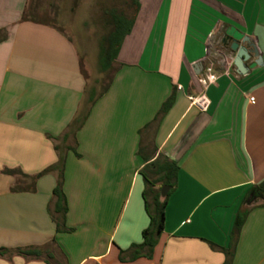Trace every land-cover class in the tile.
I'll return each mask as SVG.
<instances>
[{
	"label": "crops",
	"instance_id": "crops-1",
	"mask_svg": "<svg viewBox=\"0 0 264 264\" xmlns=\"http://www.w3.org/2000/svg\"><path fill=\"white\" fill-rule=\"evenodd\" d=\"M27 1L0 0V247L42 256L0 264H222L216 247L244 206L232 264H264V204L250 200L264 180V0H138L109 86L74 138L68 126L88 95L80 52L56 25L21 21ZM228 25L262 58L245 74L218 54ZM171 93L149 142L178 164L176 186L151 257L121 261L149 224L139 130ZM58 152L70 232L52 218L57 171L39 174Z\"/></svg>",
	"mask_w": 264,
	"mask_h": 264
},
{
	"label": "trees",
	"instance_id": "trees-1",
	"mask_svg": "<svg viewBox=\"0 0 264 264\" xmlns=\"http://www.w3.org/2000/svg\"><path fill=\"white\" fill-rule=\"evenodd\" d=\"M133 4H134V10L131 16L129 17L114 10L108 12L107 21L111 25V28L106 34V36L103 38L98 53V65H99V69L102 72H106L110 69H113L112 66L116 60L121 43L124 37L130 32L132 28L135 14L139 8L138 0H133ZM20 20L21 21L32 20V21L41 22L32 19L30 17V14L27 13V9L23 10ZM6 38H7L6 29L0 28V42L5 40ZM111 78L112 77L109 78L108 83L99 93H96L94 89H90L88 91V95L83 103L82 110L78 112V114L73 118V120L70 122L68 126L69 131L73 134V138L75 137V132L83 125L87 113L89 112L93 102L96 100V98L100 97L107 90ZM173 102H174V93H171L162 102L161 106L159 107L158 111L156 112L152 120L146 123L139 130L140 145L138 148V152L142 155L144 159V165L140 169L139 173L143 177L145 183L144 190L142 191V197L144 200V208L149 217V224L141 232L142 240L140 243L132 244L126 251L120 250L119 259L121 261L134 260L140 256H145L150 258L153 253L154 246L156 245L159 235L164 226V209L167 203L168 196L176 186L177 173L179 167L176 161L169 159L167 156L163 155L162 153H158L157 156H154L155 148L154 146H151V143L149 142L150 139L149 130L152 126L154 127L158 126L159 122L166 114V112L170 109ZM84 106H87L86 110H84ZM63 137L64 138L67 137V134H64ZM56 149L59 148L56 147ZM72 150L75 152L77 156H79V154L75 150V147H72ZM64 162H65V154H60L58 152L57 161L53 165L47 167L41 173H39V174H44L52 170L57 171L56 184L52 190V194L54 196L52 218L56 222L57 232L73 231L72 227H68L65 224L67 202L63 191ZM4 172L10 174L21 173L20 170L18 169H4ZM37 176L38 175H36L35 178ZM157 184H159L158 187H156ZM162 185L169 186V190L164 197L160 195V187ZM252 196H254V198H257V199H250V200H254L252 201L253 205H256L255 200H261V204H264V180L253 186ZM244 200H246V198ZM250 209L251 207L244 206L238 210L234 218L232 229L229 233L228 245L226 247H216L217 249L221 250L225 255V259L222 262V264H232L240 231ZM5 254H9V257L16 254L23 256L26 259L39 260L41 259L42 256V249L33 246L26 248H15V249L0 247V256H4ZM51 256L53 255L51 254Z\"/></svg>",
	"mask_w": 264,
	"mask_h": 264
},
{
	"label": "rangeland",
	"instance_id": "rangeland-1",
	"mask_svg": "<svg viewBox=\"0 0 264 264\" xmlns=\"http://www.w3.org/2000/svg\"><path fill=\"white\" fill-rule=\"evenodd\" d=\"M24 9L32 19L56 25L73 40L81 55L87 89L99 93L113 72H102L98 65L100 44L111 28L108 12L114 10L129 17L133 0H28Z\"/></svg>",
	"mask_w": 264,
	"mask_h": 264
},
{
	"label": "water",
	"instance_id": "water-1",
	"mask_svg": "<svg viewBox=\"0 0 264 264\" xmlns=\"http://www.w3.org/2000/svg\"><path fill=\"white\" fill-rule=\"evenodd\" d=\"M219 45L220 56H225L231 53V56L223 61L231 63L236 68L239 74L247 73L248 69L256 65H261L262 58L258 53L255 45L249 40L248 36L236 29L233 25H228L220 38L217 39ZM247 61L250 63L247 64ZM169 190L168 185L160 187V195L164 197Z\"/></svg>",
	"mask_w": 264,
	"mask_h": 264
},
{
	"label": "built area",
	"instance_id": "built-area-1",
	"mask_svg": "<svg viewBox=\"0 0 264 264\" xmlns=\"http://www.w3.org/2000/svg\"><path fill=\"white\" fill-rule=\"evenodd\" d=\"M249 100H250L251 102H254V97L250 96V97H249Z\"/></svg>",
	"mask_w": 264,
	"mask_h": 264
}]
</instances>
